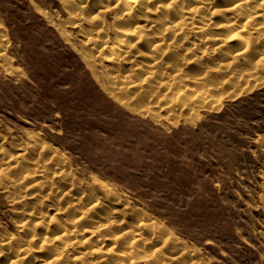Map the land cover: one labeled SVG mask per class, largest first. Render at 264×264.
Segmentation results:
<instances>
[{
	"label": "rangeland",
	"instance_id": "rangeland-1",
	"mask_svg": "<svg viewBox=\"0 0 264 264\" xmlns=\"http://www.w3.org/2000/svg\"><path fill=\"white\" fill-rule=\"evenodd\" d=\"M79 1L0 0V160L8 163L11 157H24L21 164H14L21 170L9 162L8 173L0 174V236L28 235L34 232L38 215L48 212L51 227L37 226L36 233L40 239L52 240L57 225L72 226L79 209L99 200L103 204L97 211L114 222L111 234L143 219L142 238H150L151 243L131 233L109 246L97 244L101 252L81 257L77 254L89 249L100 233L80 243L85 233L73 229L77 233L59 235L53 246L39 239L26 259L16 245L12 250L4 247V253L9 250L7 257L13 260L15 254L21 255L14 264H35L34 253L42 250L41 256L49 257L73 239L68 250L78 264H104L101 256L106 261L121 260L126 243L133 251L131 264H264V28L259 33L254 27L264 23V17L244 21L258 10L264 14V4L251 0L245 9L227 12L224 7L233 0H217L209 11L203 10V21L197 19L196 26L177 37L170 51L155 54L157 65L149 59L148 43L137 45L124 37L132 52L139 53L136 66L143 68L130 74L126 66L128 76L121 82L141 83L147 72L155 74L156 82L174 81L170 92L129 108L109 95L106 87L112 90L109 82L115 75L109 56L118 53L120 44L124 46L116 33L130 25L124 26L117 9L99 14L102 33L96 41L99 45L106 40L113 47L100 52L73 24L68 4ZM116 1L90 0L87 5L111 2L123 7L124 0ZM153 13L141 18L156 19ZM231 20L243 27L229 31L225 25ZM204 21L207 26L197 32ZM200 34L207 37L204 45L195 42ZM213 36L225 38L222 51H213ZM84 55L93 56L94 67L88 66ZM210 81L222 83L221 87L208 100L185 105L186 97L210 88ZM155 86L146 84L144 89ZM168 105L183 110L169 112ZM37 167L46 173L42 191L27 185L28 180L21 183L26 172ZM98 182L107 184L115 196L106 194ZM63 187L70 194L60 196L57 192ZM39 191L45 195L42 200ZM72 192L85 193L89 199L74 208ZM121 205L134 212L116 214L113 210H122ZM57 207L64 213L54 211ZM26 221L29 227L22 233L19 223ZM55 259L49 264L63 262Z\"/></svg>",
	"mask_w": 264,
	"mask_h": 264
},
{
	"label": "bare ground",
	"instance_id": "bare-ground-1",
	"mask_svg": "<svg viewBox=\"0 0 264 264\" xmlns=\"http://www.w3.org/2000/svg\"><path fill=\"white\" fill-rule=\"evenodd\" d=\"M89 1L90 0H82V1H79V3H75V4L74 3H70V5L68 4V7L70 6V9H71L70 10L68 8L70 10V12H71L74 26L81 28V30L80 29L79 30L82 33L83 38L88 43H90L89 45H91V44L93 45V42H95L96 45H98L96 40L99 41V39L97 37L99 36L100 33H102L101 32V25L102 24H101V21L98 20L99 16H100L99 14H101V13L103 14L105 12H113V11H115L114 9H117L120 12L118 16H120V18L122 19V22L124 21V23H123L124 26L125 25H130L129 26L130 28L129 27L128 28L124 27V28L118 29L116 35L117 36L118 35L122 36L121 37L122 39L125 37L128 40H132V42H135V44H137V45L140 44L143 41L148 43L150 45V48H151V50H150L151 55H150L149 59H150V61H152L151 63L154 64V65L158 64V61H157L156 58H154V56H156V55L157 56H159V55L161 56V54H164L167 51H170L174 47V44L176 43L177 37L179 35L184 34V32L187 30V28L196 26V20L197 19L203 21L204 18L200 17L203 14V10L207 9L209 11L211 6H214L215 2H217V0H124L123 7H122V5H121V7H118L117 5L113 6V5H111V2L108 3V4H104L102 2H96V3H93V5L89 8L88 5H87L89 3ZM110 1H112V0H110ZM117 1H119V0H117ZM250 1L251 0H233L230 5H227L224 8L226 9L227 12L228 11H233V10H236V9H245L246 8V4L249 3ZM258 1L260 2V4L258 6H261V5L264 4L263 3L264 0H257V2ZM191 2H192V4H190ZM150 3H154L155 4V7L153 9H151L149 7ZM256 5H257V3H256ZM256 8H257V6L255 7V9ZM152 11L154 12L153 14L156 16V19L141 18L142 14H143L142 16H144V14H148V13H150ZM115 13H117V12H115ZM212 13H214V12L212 11ZM139 14H140V17L138 16ZM127 15H129L130 19L129 20H124L123 16H127ZM253 16H254V18H260V17H264V14H263L262 10H258L256 12H253V15H251V14L247 15L245 17L244 21L245 22L251 21ZM241 20H243V18ZM141 22L144 23V25H140ZM206 24L207 23H205V21L203 23H201L200 27L197 28V32H199V33H200V31L203 32L204 27L207 26ZM258 24H260V25H258ZM85 26H87L89 28H92V29L90 31L86 30L84 28ZM242 27H243V25H241L240 22L236 21V20H231V21L227 22L226 25H225V28L228 29L231 32H236V31H238V29L240 30V28H242ZM254 27H257L258 28L257 30L259 31L260 29L264 28V23H260L259 22L256 25H254ZM121 30H123V31H121ZM140 30H141V32L146 31L148 34L144 35L143 33L139 32ZM93 32H95V33H93ZM254 32H257V31H255V28H254ZM263 32H264V30H263ZM259 33H260V31H259ZM211 38L213 39V40H211V42L213 43V45H212L213 51L214 50H218V49L221 50L220 48H222L223 46H226L225 45V43H226L225 38H223L222 36H213ZM122 39L121 40L119 39V40L124 44V46L122 44H120V47H121L120 50L116 51L118 53L114 52V53L111 54L112 56H109V62L113 65V72L115 74L114 76H112V78L110 79V82H109L110 83V87L112 88V90L109 89L108 87H106L107 91L109 92V95L115 97L117 100H120L122 104H124L126 106H129V108H130V106L134 108V106H136V105L140 106L141 104L145 103V101H147V98H150V100H151L155 95L163 94V91H164V93L165 92L166 93L170 92V90L173 87L172 84H173L174 81L173 80H169L168 81V80L160 79L159 82H156L155 81V79H156L155 78V74L153 72L152 73L147 72L144 75H142L141 76V83H136L135 81L128 82V83L127 82L123 83L124 81L121 82L120 78H124L125 79V77L128 76L127 73H128L129 70L125 69L126 66H130V74H133V69L143 68V67H137L136 66L137 59L139 57V53L138 52L133 53L132 49H131V46H130L131 44L129 43V41L127 39H125L126 41H128V43H127L124 39L123 40ZM185 39H186V37L184 36L182 41L185 40ZM195 42H197L200 45H204L207 42V37L206 36H201V34H200V37H198V40L195 39ZM192 45L195 46L194 44H192ZM97 48H98V50L99 49L101 50L100 52H102L103 50H111L113 47L109 45L108 41L102 40V42H100V44L97 46ZM215 52H217V51H215ZM82 53L86 54L85 52H82ZM204 53H203V55H205ZM228 55H226V60H227ZM196 56L197 55H195V57ZM0 57H2L1 53H0ZM84 57H85V61L87 62L88 66H90L91 68L94 67L95 61L93 59V56L84 55ZM218 68H220V67H217V68H214V69L218 70ZM228 69H229V66H228ZM143 72H146V71L141 70V73H143ZM120 73L121 74L124 73L126 76L122 77L120 75ZM201 75H202V73H201ZM222 75H221V77H222ZM204 76H202L201 78H204ZM210 83H211L210 84L211 85L210 88H205V89H203L201 91L196 92L195 95L191 96V99H187V97H186L185 101H187V103H185V105L186 104L187 105L194 104V103H197V102L201 103V102H204L205 100H208L211 97V94L213 93V91L218 90L221 87L220 85L222 84V83H215V82H213V84H212L211 81H210ZM146 84H147V88L152 87L153 84H156V86L153 88V90L146 91V88L144 89V85H146ZM223 85H224V83H223ZM205 86L208 87L209 85L208 86L205 85ZM183 95L184 94H181L179 96H183ZM195 99H196V101H194ZM171 103H172V101H171ZM171 107H172V109H171ZM177 107H178V105L175 108L173 106H171V105H168V106H166V109H169V112L174 111V113L176 112V110H183V109H178ZM23 159H24V157L22 155L21 156L19 155V156H15L14 158L11 157V160L9 162H11L12 166L14 164L19 165V164H21V161H23ZM3 161L4 160H2V159L0 160V174L2 172H5L6 170L10 169V168H8V167H10L9 166L10 164H8L9 162L5 163ZM7 165H8V167H7ZM15 166L16 165H14L13 168ZM16 167H18V166H16ZM18 168H20V167H18ZM35 168L32 171H27L26 172L27 174L23 177L21 183L28 180L30 182L27 185H31V187H39L40 191H42L41 188H43L45 186L44 185L45 183H43V181H44L43 178H45V174H46L45 173V169L41 168V167L40 168L37 167V169H35ZM20 170H21V168H20ZM15 172H18V171H15ZM7 175H9V174H7ZM23 175H24V173H23ZM95 182H97V181L95 180ZM23 184L24 183H22V185ZM71 184H73V183H71ZM97 184L100 186L101 189L104 190V192H106V194H108V195L111 194V196L113 195V193L111 192V189L109 188V186L107 184H105L103 182H98ZM48 186H49V184H48ZM70 186H68V187H70ZM80 187L82 188V184H80ZM88 187L90 188L91 185L88 186ZM63 188H64L63 190H61L60 192L59 191L57 192L59 194L61 193L60 196L67 195L70 192L67 188H65V187H63ZM71 188H73V186H71ZM29 189H32V188H29ZM73 192H74V190H73ZM73 192H72V194L76 193V192L75 193H73ZM39 194L41 195L40 196V200L44 199L45 195H43V193L41 194V192ZM31 195L33 196V194H31ZM36 195H37V197L39 196L38 194H36ZM84 195H85V193H84ZM84 195L75 194L74 197L72 196L73 199H71V201H70L71 204L70 205L72 207H74V208L79 207L80 204L83 203V201H86V200L89 199V198L85 199ZM114 196H115V194L113 195V197ZM114 199H115V201H117L116 204L120 203L119 202L120 201L119 198H114ZM37 200H38V198H37ZM89 201H91V200H89ZM102 204L103 203L101 201H99V200H93L92 202L87 204L83 209H81V210L79 209L77 211L78 214L75 215V217H73V220L70 222V223L73 224L72 226H70V225L63 226V225L59 224V225H57L55 227L54 231L56 232V236L54 237L55 234L51 233L52 234V237H51L52 240L48 239V238H45L44 236H42V239H40L41 237L39 238V234L36 233L37 232L36 231L37 226L38 227L48 226L49 225V223H48L49 218H50V220L52 219L51 217H49L50 215H48V212H47V214L46 213H44V214L41 213L40 215H38V217L35 219V221H33L34 226H35L34 232L31 231L32 233H30L28 235L26 234V236L22 235L23 238L21 236L17 237V235L16 236L15 235H11V234L9 235L8 233H4L2 236H0V258L1 257L4 258L6 256L5 262L7 261V263H9V264H14L15 260H17L21 255H23L24 256L23 258H25V259L27 257H29L33 253L32 252L33 251V248H32L33 244L36 243L39 239H40V243L41 244L53 246L51 243H53L55 241V239L59 237V235L65 237L66 235L71 236L73 233H75V232L77 233V231H73V229L74 230H80L82 233L83 232L85 233V236H83L82 238L78 237L79 240L81 239L80 243H83V241L89 242L92 239H94L100 233V235H99L100 238H99V236H97L94 241L93 240L91 241V243L89 244V247H90L89 249L84 250L83 253L77 254V255H79L81 257L87 256V255L90 256V254L99 253V252H101V250H102L101 248L102 247L98 248L99 245H97V244H101V245H104V246H109L110 245L109 242H116L117 239L119 240V238H124V237H126L127 234H131V233L134 234L135 233V235L137 237L142 238L143 233H141V228L145 224V223H143V221H144L143 219H141L136 224V226L125 227L124 229H121V231H118L117 235L115 234L116 232L114 234H111L112 233L111 229H113L112 225H113L114 222L112 220H110L111 218L110 219L109 218H105L103 216L104 214L102 212H98L97 211L98 210L97 208H101ZM70 205H69V207H70ZM121 207L123 208L122 210H120V211L113 210V211L116 214L117 213H123V215L127 214V213L124 212L125 210L126 211H128V210L130 211L131 210V213L134 212V210L132 208L130 209L129 207H126V206H123V205H121ZM60 210L62 211L61 207H59V208L57 207L54 211L60 212ZM138 215H140V214H138ZM49 222H51V221H49ZM150 225H152V224L150 223ZM19 226H20L21 232L25 233L27 228L29 227L28 221L23 222L21 225L19 223ZM32 227H31V229H32ZM64 227H66V228H64ZM84 227H87V228L85 229ZM146 227H148V226L146 225ZM102 232L103 233L105 232L107 234V235H105V238L103 237V235L105 233L103 234ZM142 232H144V231H142ZM153 235H154V233L152 234V236ZM137 237H136V240H137ZM142 239H145V238H142ZM79 240H75L76 241L75 243L79 242ZM145 240H146V242H148V243L150 242L151 243V239L150 238L149 239H145ZM68 241H69L68 243L66 242L67 244L64 243L65 244V246H64L65 248H62V249H58L57 248V250H54V252L52 254H50L49 257L41 256L42 253H43L42 250H40L38 252L34 250L35 252H37V255H35V253L33 254L35 256L34 257L35 264H49L50 262H52V261H50L51 258H56V259H59V260H63V262H58L56 264H66V263H71V262L74 263V264H78V263L74 262L76 260L75 255L70 257L71 256L70 255V251L68 250L69 247L72 245L73 239H70ZM40 243H39V245H40ZM117 243H114L115 246H117L116 245ZM138 243H140V242H138ZM141 243H142V241H141ZM150 243H149V245H150ZM114 244H111V245H114ZM131 244H133V243H131ZM13 245L17 246L18 254L21 253V255L15 254V256H13L15 258V260H13L12 257L8 258L7 256H9V255L6 254L9 250H12V246ZM121 245L123 246V243ZM126 246H127V243H126ZM126 246L123 247V249L125 251H123L120 248L121 249V251H120L121 252L120 253L121 254L120 255V259L121 260L106 261V259H104L105 257L103 258V256H101L100 260H102V262H104V264H123V263L124 264H126V263L128 264L129 260H130V255L133 254L132 253L133 251H132L131 247L127 248ZM4 247H6V249L7 248L9 249V250H6V253H4V251H5ZM17 248L15 247V249H17ZM92 248H94V249H92ZM112 250H114V247H112L109 250H107L106 254L111 252ZM130 250L132 252H130ZM152 253H155V251L154 252L152 251ZM10 255L12 256V254H10ZM150 257H151L150 255H145L143 258L151 259L152 257L151 258ZM69 259H70V262H69ZM5 262H3V263H5ZM130 264H131V260H130Z\"/></svg>",
	"mask_w": 264,
	"mask_h": 264
}]
</instances>
